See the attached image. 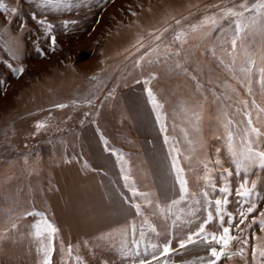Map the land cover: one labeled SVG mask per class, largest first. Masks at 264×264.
Masks as SVG:
<instances>
[{"label": "rangeland", "instance_id": "1", "mask_svg": "<svg viewBox=\"0 0 264 264\" xmlns=\"http://www.w3.org/2000/svg\"><path fill=\"white\" fill-rule=\"evenodd\" d=\"M5 2L15 4L16 0ZM79 2L80 6L71 11L43 13L55 25L53 34L57 43L53 51L40 25L31 19L29 13L33 6L29 0H19L28 30L20 33L21 21L17 18L10 31L19 37L23 49L19 64L25 71L14 75L0 62V80L5 81L0 85V231L6 207L39 211L58 230L52 240V264H77V255L80 264H103L104 261L131 264L132 256L121 255L120 238L115 230L128 227L131 248V225L135 222L139 239L141 218L131 206L132 194L125 187L121 162L110 149L124 155L131 168V178L140 191L158 193L163 199L172 195L175 179L169 146L164 143V133L160 131V122L146 89L151 88L164 105L162 122L167 127V135L179 141L183 155L190 154L184 140L185 129L190 131L184 106L196 102L203 106L201 127L206 148L198 155L211 152L213 160L215 148L221 147L216 137L223 132L218 124L223 117L218 113L224 106H232L235 99L248 97L221 64L220 51L214 48L218 43L216 36L205 40L190 37L182 46L180 56L162 58L161 63L145 66L143 71L133 67V57L137 54L130 46L138 33L166 24L176 29L173 18L182 17L187 18L181 25L186 28L204 14L215 11L209 6L222 0ZM63 20L76 23L65 28ZM5 22L0 14V25ZM172 35L170 30L168 41ZM6 39L11 38L0 36V61L10 60L4 50ZM37 41L44 55L35 50ZM176 61L182 62L187 71L176 69ZM150 73L155 74V79L145 84L144 79ZM94 74L105 78L98 89L92 88L94 82L89 80ZM255 79L258 81L259 76ZM225 80L239 88V98H223L224 89L218 82ZM197 83L201 85L199 90ZM258 88V84L254 85V90ZM86 98L92 103H87ZM73 100L78 102L73 104ZM57 103L67 106L54 107ZM234 118L239 120L240 116ZM37 122L45 123L46 127L37 131ZM192 164L187 179L190 189L197 190L203 186V173L195 157ZM181 165L187 168L183 159ZM175 191L178 192V185ZM39 219L38 216L24 217L18 231L13 230L0 239V264H42L40 240L33 235L31 227ZM151 219L153 223L163 224L160 219ZM168 224L171 227V221ZM187 227L184 225L183 231ZM175 231L178 235L181 233L180 222ZM146 236L157 242L154 234L146 231ZM62 243L65 251H61ZM68 244L75 249L72 257L66 252ZM140 250L143 253V245ZM207 255L203 245L196 244L177 249L168 259L169 264L190 261L198 264V258ZM218 264H242V261L223 258Z\"/></svg>", "mask_w": 264, "mask_h": 264}, {"label": "snow or ice", "instance_id": "2", "mask_svg": "<svg viewBox=\"0 0 264 264\" xmlns=\"http://www.w3.org/2000/svg\"><path fill=\"white\" fill-rule=\"evenodd\" d=\"M33 10L29 13L43 30V34L50 41L52 50L55 51L57 38L53 34L55 25L43 15L45 12L71 11L73 7H79V0H29ZM215 11L204 14L194 23L181 26V19H174L176 29L171 24L162 28H152L147 33H138L130 46L135 50L133 67L143 71L145 66H152L173 56H180L182 46L190 37L200 40L216 36L220 51V62L230 73L231 79L244 88L246 97L241 96L239 88L229 81L218 82V86L224 89L221 93L225 100H234L232 106H224L218 113L222 119L218 124L223 132L216 137L221 147L215 148V159L211 152H198L206 148L202 133V108L196 102L191 106H184L185 120L190 131L185 129L184 140L189 147L190 154L183 155L179 141L175 137L167 135V127L162 122V109L164 105L157 100L151 88L146 89L148 98L156 112L157 121L160 122V131L164 133V143L169 146L171 157V170L175 173L173 193L171 196L159 197L152 191H140L136 182L131 178V168L119 150L110 149L117 155L121 162V173L125 187L132 194L131 206L135 215L141 218L139 225V239L136 238L137 226L131 225L133 247H129L128 227L116 229L120 238V251L122 257L132 256L131 264H169V255L176 254L177 249L184 250L189 245L200 244L206 249L207 257H199L198 264H218L223 258L232 260L239 258L242 264H264V0H222L209 6ZM0 14L5 17V23L0 25V36H8L11 39L4 40V50L10 60L0 61L14 75L22 74L25 69L19 64L22 55V46L19 37L13 36L10 28L15 19H19L20 33L27 29V20L21 10L19 0L15 4L0 0ZM135 15V13H133ZM65 28L69 24H75L74 20H63ZM172 31V40H167V34ZM35 50L44 55L45 52L34 42ZM132 53H130L131 55ZM175 68L187 71L180 61L175 62ZM103 71L102 69L100 70ZM259 76V80L255 79ZM100 74H94L89 80L94 82L92 88L98 89L104 83ZM155 79V74L150 73L144 79L149 84ZM195 79V77H193ZM138 82V81H137ZM5 81L0 80V85ZM258 84V91L254 85ZM197 90L201 85L197 83ZM114 92V89H113ZM112 95V92L109 93ZM215 95V93H213ZM259 96V102L257 100ZM78 101L73 100L75 104ZM91 104L92 100L86 98ZM67 105L57 103L54 107L64 108ZM231 107L232 111H228ZM199 109V110H198ZM239 115L237 120L234 116ZM36 130L45 128L43 122H37ZM107 144V141H105ZM195 157L200 171L203 186L197 190H191L187 172L192 170V160ZM181 159L187 163V168L181 165ZM27 164V159H25ZM228 165L227 167L225 165ZM87 167V164H85ZM219 169V172H216ZM259 170V171H257ZM255 175L257 178L252 179ZM178 185V192L175 191ZM155 197V198H154ZM140 201V202H135ZM231 209V210H230ZM40 217L31 227L33 235L40 240V250L43 253L42 264H52L53 253L52 240L57 233L56 226L51 223L44 213L28 211L17 207H6L3 213V229L0 231V239L10 235L13 230L18 231V225L24 217ZM163 221L162 225L152 222L151 218ZM168 221H171L169 227ZM180 222L181 233L175 231ZM187 225V231H183ZM243 225V227H241ZM193 228L195 230L193 231ZM258 229V231H257ZM146 231L154 234L157 242L146 236ZM111 238V234H109ZM143 245V253H141ZM173 245H176L175 247ZM61 251L65 246L61 244ZM75 249L68 244L66 252L72 257ZM163 258V259H162ZM77 264L80 257L76 256ZM70 264V262H69ZM103 264H110L104 261ZM197 264V261L186 262Z\"/></svg>", "mask_w": 264, "mask_h": 264}]
</instances>
